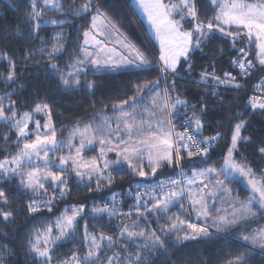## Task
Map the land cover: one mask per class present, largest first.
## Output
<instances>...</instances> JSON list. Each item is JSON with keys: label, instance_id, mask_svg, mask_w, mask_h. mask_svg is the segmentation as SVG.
I'll return each mask as SVG.
<instances>
[{"label": "trees", "instance_id": "obj_1", "mask_svg": "<svg viewBox=\"0 0 264 264\" xmlns=\"http://www.w3.org/2000/svg\"><path fill=\"white\" fill-rule=\"evenodd\" d=\"M255 1L257 0H247L249 3ZM85 2L86 0H59L62 8L58 10L44 8L43 0H38L37 10L44 9L42 20L72 22L61 25L41 23L40 38H34L30 35L32 26L27 19V14L31 11L30 0H0V57L7 54L16 63L15 81L5 82L4 77L8 75L10 68L8 61L0 58V96L4 97L5 114L10 115L15 110L16 119H20L25 112H33L36 104L47 103L51 108V124L56 137L65 139L77 125L84 126L89 123L96 125L101 123L102 117H113L118 113L114 111L113 105L137 97L138 85L159 80V88L163 92V89L175 80V90H170L171 102H175V98L179 96L189 105H195L194 110L198 113L201 107L207 109L202 116L204 127L197 135V139L215 136L217 132L222 134L209 146L207 156L189 158L186 151L181 153L183 159L180 163L186 170V176L192 175L193 170L199 171L208 167L219 169L224 164V157L231 144L233 126L240 120H245L246 124L241 135L250 139L238 142L234 156L238 162L245 163L254 170L256 179H261V174L264 173V154H261L259 149L264 147V112L259 109L253 111L249 106L247 91L264 74V66L259 64L252 44L238 38L233 46V40L230 37L215 32L206 44L201 45L202 51L195 50L190 53L188 60L191 62V71L186 70L188 61L184 58L178 66L179 76L164 74L159 71L161 67L157 47L147 35L140 17L130 3L131 0H93L92 12L83 16H74L71 10ZM97 6L135 48L144 53L151 61V66L147 69L120 68L116 71L108 68L87 67L79 74L81 85L66 88L60 82L59 73L52 70L49 65L54 63L60 72L65 74L70 72V65L81 55V48L86 39L84 32H91V16L95 14ZM196 6L200 21L212 19L217 11V7L212 6L210 0H196ZM232 30L237 29H229V31ZM58 32L63 33L61 38L63 50L48 59L46 53L51 50L52 44L55 43L54 37ZM42 47L45 48L44 53L39 51ZM240 48L249 52L250 60L254 62L252 76L245 80L236 65L231 63L238 58L237 51ZM29 52L34 54L25 60L24 57ZM213 70L220 76H223L225 72L232 73L237 81L243 84V89L234 87L218 89L219 95H212L214 82L200 81V75L204 72L211 73ZM88 82L93 83L92 89L85 87ZM10 101H14V105ZM192 111V108L178 106L172 118L175 132H183L188 127L184 120L186 116H191ZM34 129V124L29 123L28 130L31 132ZM188 130L192 131L191 128ZM5 136H7V142L4 139ZM34 138V135H30L27 139ZM22 143V140L19 144L17 143L16 131L11 127V123L0 121V161L15 155ZM96 150L97 146H94L92 150L85 151V154H95ZM139 162L144 164L146 172L151 171L147 166L146 158L143 161H134V163ZM177 169L179 170V167L175 164L165 165L158 169L154 176L142 179L132 174L126 166L118 168L114 165L105 172V175L111 172L114 177L113 183L109 185L107 181H103L99 189L96 183L97 176H92L91 181L86 178L78 181L75 174L68 173L65 176L68 178L69 191L63 198L59 197V192L56 193L57 199L52 201L51 211L42 207L36 213H29L27 204L38 196L41 200L51 198L54 188L46 185L47 192L39 195L21 188L19 176L8 180L0 179V189L7 197L6 204L0 201V210L12 213L8 220L0 216V264H43V259L30 251L28 241L34 238L37 230L43 232L50 224L54 226V222L65 212V209H68V214L71 215V209L80 205H84V211L81 217L77 218L74 234L55 245L51 244L53 247L50 252L52 257L50 264H61L62 261L70 260L73 253L79 255L85 253L87 249L83 243L85 225L89 233L112 236L116 240V245L109 250L103 247L101 262L107 261L108 257L117 250L121 252L124 261L134 260L138 249L142 252L140 255L145 258V264H229L242 253H251L244 264H264V256L261 253L254 252L238 239L242 230H250L255 225H260V216L226 232L218 233L216 230H211L209 236L176 243L177 233L165 237L161 231V226H167L170 223L169 220L164 218L158 220L156 214L143 217L136 215L135 199L129 194V190L136 191V184L140 183L143 190L139 188L142 191L139 189L138 191H145L141 194L150 206L152 201L146 193L150 192L157 183L174 177ZM209 178L214 180L212 175ZM221 179L224 177L221 176ZM226 186L232 189L230 195L233 199L238 197L240 201H244L251 196V190L239 178H230ZM113 194H116L115 202L112 200ZM224 195L225 192H217V195L213 197L215 202L211 210L212 214H215L218 208L228 206L229 202L224 201ZM113 204L118 214L111 217L107 213L95 214L91 211L93 208L105 205L111 208ZM181 204L183 209L180 207ZM189 204L190 202L185 201V207L184 200H181L171 207L166 215L172 217V220H176L177 216L180 220H186V211L188 214L192 212ZM129 211L133 213L131 216L122 215ZM141 211H143L142 206ZM192 217L194 218L193 215ZM133 222L137 231L156 230V234L165 239L166 250L142 249L126 237H119V229L124 225L133 226ZM183 227L186 228L185 225ZM179 234L184 235V232ZM139 242L141 245L145 244L143 239Z\"/></svg>", "mask_w": 264, "mask_h": 264}, {"label": "snow or ice", "instance_id": "obj_2", "mask_svg": "<svg viewBox=\"0 0 264 264\" xmlns=\"http://www.w3.org/2000/svg\"><path fill=\"white\" fill-rule=\"evenodd\" d=\"M37 2L38 0H30L31 11L27 14V19L32 26L30 34L32 37L40 38L41 23L45 25L48 23L61 25L65 22H72L70 20H42L44 9L42 8L38 11ZM136 3L147 16L148 22L155 30L156 38L159 40V60L163 62L159 71L164 74L179 76L178 64L181 57L188 61L186 70L191 71V62L188 60L190 53L195 50L202 51L201 45L206 44L217 31L226 37H230L233 40V46L240 36H245L249 44L254 41L259 64L264 66V0H257L254 3H249L247 0H210V4L217 7V11L214 17L207 22L199 20L196 0H168L167 3H165V0H136ZM92 5L93 0H86L78 8L72 9V14L74 16H83V14L90 13L93 11ZM43 6L44 8H56L58 10L62 8L59 0H43ZM176 16H179V19H176ZM186 18H191V21L194 22L193 27L189 30H183V24L181 23ZM107 19L106 14L102 13L99 6H97L95 14L91 16V29L98 31L103 36L104 33L101 31V26H105ZM224 26H235L237 31H226ZM17 32H19V29H17ZM62 36L63 33H56L54 37L55 43L52 44L51 50L46 53L48 59L63 50ZM84 36L86 38L84 43L87 45L90 42L87 39L89 31H85ZM93 40L96 47L101 52H105L106 58H99V53L94 54L88 51L87 48L82 47L81 51L85 59H77L76 65H84L85 61H87L97 69L107 67L111 71H116L122 66H134L137 69H147L151 66V61L147 59L144 53L129 43L125 42L123 47L129 51L130 55L117 53V58L113 59L112 54L116 52L114 48H107L103 41L96 40L95 37H93ZM120 42L119 40L117 41V43ZM39 51L44 53L45 48L42 47ZM238 51L242 54V58L239 60L234 59L231 63L239 68L241 75L247 76L254 65L251 60L244 59L247 56L244 48H240ZM33 54L32 52L27 53L24 59H29ZM0 58L7 60L10 68L8 75L4 77L5 82H14L16 79L15 61L8 57L7 54ZM49 67L59 73L60 82L66 88L79 87L81 85V80L79 79L80 68L76 67L74 72L65 74L60 72L58 66L54 63L49 65ZM70 67H75V65ZM200 81L214 82L216 88L213 89L211 94L216 96L219 95L217 88L220 85H232L237 89L242 86L232 73L225 72L223 76H220L215 74V70L211 73H201ZM85 87L92 89L94 85L92 82H88ZM175 87V80H173L163 89V95H161L159 80L138 85L136 87L137 93L143 92L148 88L153 89L151 110L148 107L138 110L137 97H132L130 100L113 105L114 111L119 112L118 116L102 117V123L96 127H93L91 123L85 124L82 128L77 125L73 132L70 133L67 141V147H69L70 151L74 149L76 155L59 158L58 165H56L60 167L59 173L52 171L49 167L44 170L33 168L31 171H23V165L31 162L33 157L42 160L46 166L55 164L50 159L49 153L58 151L63 142L57 140L56 132L52 127L50 106L47 103L35 105L33 112L45 113L48 116V120L43 125L38 120L34 121L35 129L30 132L28 124L32 120L33 112H25L20 119H16L17 112L15 110L10 115H6L3 103L4 97L0 96V121L10 122L11 127L16 131L17 143L19 144L21 140L23 141L15 155L10 159L6 158L0 161V179L8 180L19 176L21 177L19 181L21 188L39 195L47 192L43 181H50L54 187L52 197L47 200H41L38 196L27 204L29 213H36L42 207L51 211L52 201L57 199L56 193L59 192V197L63 198L69 191L68 178L63 175L65 171H73L78 181H82L85 178L91 181L93 174H95L98 177L96 183L97 189H99L103 181H107L109 185L113 183L114 177L111 172H108L107 175H105V172L114 165L118 168L126 166L132 174L142 179H147L150 175L154 176L158 169L165 165L172 166L175 164L179 167L183 159L182 152L186 151V155L189 158L207 156L209 146L222 134L217 132L215 136L204 137L202 140L197 139V135L202 132L204 127L202 116L207 109L206 107H201L198 113L194 110L196 108L195 105H189L186 100L181 99L179 96L175 98L174 103L171 102L170 90L174 91ZM257 87L264 88V81ZM10 103L14 105L15 102L10 101ZM178 106L193 109L191 116L185 117L184 123L188 127L183 132H175V125L172 122ZM249 106L253 111L259 109L264 112V98L250 97ZM127 108H130L131 111L125 110ZM157 117L159 118L157 119ZM113 124H115V127H113ZM245 124V120H240L233 126L231 144L224 157V164L219 169L208 167L199 171L193 170L192 177H187L183 169H181L180 175L182 179L161 181L154 185L150 192L146 193L152 201L150 206L148 201L144 200L141 192L138 191L141 184L137 183L136 191L129 190V194L135 199L136 215L143 217L156 214L158 220L161 218L169 220L170 223L167 226H161V231L165 237L170 236L172 233H177L175 236L176 243L197 240L199 237L210 235L208 226L180 220L178 216L176 220H172V217L166 215L171 207L183 200L185 196H188L189 206L195 211V214L198 217H203L205 222L211 219V226L218 233L226 232L233 226L239 227L242 223H246L257 216H264V173L261 174V179H256L254 170L249 165L238 162L234 156L238 148V142L250 139L241 135ZM189 128L192 129L191 132H189ZM41 129L45 131L41 132ZM30 135H34L35 139H27ZM77 136L80 138L79 147H75L72 144V139ZM4 139L7 142V136ZM93 142H98L101 145L99 157L93 158L91 162H84L80 157V153L86 145H91ZM193 148L196 150L195 152L192 151ZM259 151L264 154V147H261ZM108 152H114L117 159L114 161L106 159ZM145 158L147 159V166L151 169L150 172L144 170L145 166L142 162L134 163V161H143ZM99 159H103L102 167L99 164ZM69 161H71L70 169L66 167ZM210 175H215L216 177V191H211L210 183H205L204 181V178ZM237 175L245 179L246 183L251 187L252 195L244 201H240L238 197L235 198L234 203H238L240 206L238 208L234 207L230 215L211 216L209 198L215 197L217 192H225L229 194V199H232L230 195L232 189L226 186V182L230 178L234 179ZM221 176L224 179H220ZM197 178L203 184V188L194 193L191 186L196 183ZM206 192L207 196L205 195ZM112 200L115 202L116 194H113ZM0 201L7 203V197L2 189H0ZM141 206L143 211H141ZM180 207L183 209V204ZM68 211V209H65V212L54 222L59 235H52L53 225L50 224L43 232L37 230L34 238L28 241L30 251L35 253L36 256L44 258L43 264H50L52 259L50 244L74 234L78 222L77 218L81 217L84 205L73 207L71 215L68 214ZM91 211L95 214L107 213L109 217L118 214L115 204L111 208L105 205L93 208ZM217 212H219V209H217ZM132 214L129 211L122 215L131 216ZM11 215V212L0 210V216L4 220H8ZM134 225L135 222H133V226L124 225L120 228L119 237H126L132 243H136L137 239H143L145 241L144 248L165 249V239L157 235L156 230L146 231L145 229H140L137 231ZM184 225H186V228L183 227ZM180 232H184V235H180ZM239 239L253 248L264 249V227L242 230ZM104 242L109 248L116 245V240L112 236H105L104 234L97 236L89 233L87 225H85L83 243L88 247L87 253L83 256L73 253L70 260L62 261L61 264H93L94 260L100 259ZM124 247L125 249L127 248L126 245ZM249 255L251 253H242L229 264H244ZM106 264H118L117 254L108 257ZM127 264H145V258L137 252L135 262L128 260Z\"/></svg>", "mask_w": 264, "mask_h": 264}, {"label": "rangeland", "instance_id": "obj_3", "mask_svg": "<svg viewBox=\"0 0 264 264\" xmlns=\"http://www.w3.org/2000/svg\"><path fill=\"white\" fill-rule=\"evenodd\" d=\"M168 2V0H165V3H167ZM255 2H257V1H255ZM131 5H132V7H133V9H134V11L138 14V16L140 17V19H141V21H142V23H143V26H144V28H145V31H146V33H147V35L151 38V40L154 42V44H155V46L157 47V50H158V55L160 56V48L158 47V46H160V44H159V40L156 38V35H155V30L151 27V25L149 24V22H148V19H147V16L143 13V11L138 7V5H137V3H136V0H131ZM252 3H254V2H252ZM176 19H179V16H176L175 17ZM202 21H204V22H207L206 20H202ZM182 24H183V30H189V29H191L192 27H193V21H191V18H186L185 19V21H182L181 22ZM107 25H111V26H107ZM225 27V30L226 31H229V29H236V27L235 26H232V27H228V26H224ZM101 31H103V33H104V35L103 36H101L100 34H99V32L98 31H96V30H93V29H91V32L89 33V37L87 38L90 42L86 45H83V47L84 48H87V50L88 51H90V52H93L94 54L95 53H99V58H102V59H104V58H106V54H105V52H101L100 51V49L99 48H97L96 47V45H95V41L93 40V37H95V39L96 40H101V41H103L104 42V45H106V47L107 48H114L115 50H116V52L115 53H113L112 54V58L113 59H116L117 58V53H122V54H124V55H130V53H129V51L127 50V49H125L124 47H123V44L126 42V43H129V44H131V45H133L117 28H116V26L115 25H113L108 19H107V21H105V26H101ZM232 31H237V30H232ZM218 32V31H217ZM239 38H241V39H243V40H246L247 41V38L245 37V36H240ZM121 41L120 43H117V41ZM248 42V41H247ZM252 47H253V51H254V53L256 54L257 53V49H256V46H255V42L253 41L252 43ZM134 46V45H133ZM256 56H257V54H256ZM258 58V57H257ZM77 59H81V60H84L85 59V57H84V55H83V53H82V51H81V55L79 56V58H77ZM184 58L183 57H181L180 58V61H179V64H180V62L183 60ZM259 59V58H258ZM76 62V61H75ZM75 62L73 63V64H71V65H75V67H70V72H74L75 71V68L76 67H78V68H80V73L81 72H83L87 67H94L93 65H91L90 63H88L87 61H85V64L84 65H76L75 64ZM179 64H178V66H179ZM70 65V66H71ZM121 68H126V69H134L135 67L134 66H122ZM120 69V68H119ZM148 89H145V92L143 91V92H140L139 94H138V96H137V101H136V103H137V106H138V110L139 109H143V108H145V107H148L150 110H151V98H152V95H153V89H149L148 91H147ZM159 90H160V94L161 95H163V92H162V90L159 88ZM142 97V98H141ZM174 103V102H173ZM125 110H128V111H131V109L130 108H127V109H125ZM119 115V112L117 113V114H115L113 117H115V116H118ZM39 116L41 117V118H39ZM159 117H157V119H158ZM40 121V123H41V125H43L47 120H48V117H47V115L45 114V113H33L32 114V120L29 122L30 124L32 123V124H34V127H35V123H34V121ZM101 123H102V121H100ZM101 123H97L96 125H93V127H96L97 125H99V124H101ZM81 128L83 127V126H80ZM113 127H115V124H113ZM33 128V127H32ZM73 130L74 129H72L69 133H68V135H67V137L64 139H57L58 141H60V142H63L62 143V146L60 147V149L58 150V151H56V152H54V153H52V152H50L49 153V156H50V159H52L54 162H55V164H53V165H45L43 162H42V160H38L36 157H33V159H32V161L31 162H28V163H25L24 165H23V171H25V172H27V171H31L33 168H38V169H40V170H44L46 167H49V168H51V170L52 171H54V172H57V173H59L60 172V167H58V166H56V165H58V162H59V158L60 157H69V156H75L76 155V153H75V151H74V149L73 150H71L70 151V149H69V147H67V141L69 140V137H70V133H72L73 132ZM45 130L44 129H41V132H44ZM56 138H58V137H56ZM35 139V138H34ZM79 142H80V138L77 136V137H75V138H73L72 139V144L75 146V147H79ZM94 146H97V150H96V153L95 154H92V155H86L85 154V151H87V150H92V148L94 147ZM100 147H101V145L98 143V142H93V144H91V145H86L85 146V148H84V150L80 153V157L82 158V160L84 161V162H91L92 161V159L93 158H98L99 157V153H100ZM117 151H119V149H117ZM114 154V155H113ZM42 155V154H41ZM106 159H108V160H116L117 159V157H116V154L114 153V152H108L107 153V156H106ZM99 164H100V166L102 167V165H103V159H99ZM9 166H11V165H9ZM182 165H181V163H180V166H179V170L177 169V173H176V175L174 176V177H172L171 179H179L180 177H181V175H180V173H181V169H183V172H184V174L186 175V170L183 168V167H181ZM66 167H68L69 169L71 168V161H69V164L66 166ZM75 174L73 171H71V170H68V171H65L64 173H63V175L65 176V174H66V176H67V174ZM93 176H96L95 174H93ZM150 176H152V175H150ZM211 176V175H210ZM210 176H207V177H205L204 178V181H205V183H210V185H211V188H210V190L211 191H214L216 188H215V181H216V177H215V175H212L213 177H214V180L212 181V180H210ZM149 177V176H148ZM147 177V178H148ZM187 177H192V175H190V176H187ZM235 178H239V179H241L242 181H243V183H244V185L248 188V189H250L251 190V187L246 183V181H245V179H243V178H241V177H239L238 175L235 177ZM87 179V178H86ZM100 179H102V178H100ZM170 178H168L167 180H169ZM220 179H221V177H220ZM166 180V181H167ZM44 182V184H45V187H46V185H49V186H51L52 188H54L53 187V185L50 183V181H43ZM192 187V191L195 193V192H198L201 188H203V184H201L200 183V180H199V178H197V181H196V183L194 184V185H192L191 186ZM141 188V187H140ZM142 190H143V188H141ZM140 190V189H139ZM142 190H140V191H142ZM143 192H145V191H143ZM143 192H141V193H143ZM205 195L207 196V192L205 193ZM251 195H252V191H251ZM184 206H185V201H187V202H190L189 201V198H188V196H185L184 197ZM234 200L235 199H229V194L228 193H225V195H224V201L225 202H229L228 203V206H225V207H223L222 209L221 208H218L219 209V212H217L216 211V213L215 214H212L211 213V211H210V215L211 216H213V217H215V216H217V215H230L231 213H232V211H233V208L234 207H236V208H238L240 205L238 204V203H234ZM215 202V200H214V198L213 197H211V198H209V200H208V203H209V207H210V209L212 210V208H213V203ZM186 207V206H185ZM192 209V208H191ZM254 210H256L255 208H254ZM194 212V213H193ZM193 213V214H192ZM192 215L194 216V218L192 217ZM258 217V216H257ZM256 217V218H257ZM256 218H254V219H256ZM186 220L187 221H189V222H191V223H198V224H200L201 226H208V228H209V232L211 231V230H216L214 227H212L211 225H212V220L211 219H208L206 222H205V219L203 218V217H198L196 214H195V211L192 209V212H191V214H188L187 213V211H186ZM250 220H252V219H250ZM259 222H260V225H255V227H253V229H257V228H259V227H264V217L263 216H260V220H259ZM186 226V225H185ZM54 228L52 229V235L53 236H57V235H59V231H58V229L55 227V226H53ZM236 226H233L232 228H235ZM251 230V229H250ZM246 234V233H245ZM96 235V234H95ZM240 235V234H239ZM238 235V236H239ZM98 236V235H97ZM65 239V238H64ZM238 239H239V237H238ZM61 240H63V239H61ZM61 240H58V241H55V243H54V245L57 243V242H59V241H61ZM139 240L140 239H137L136 240V244L138 245V246H140V247H142V249H146V248H144L143 247V245H141V243L139 242ZM240 240V239H239ZM240 242H242L243 244H247L246 242H243V241H241L240 240ZM247 246H249V248H251L254 252H264V249H260L259 247H255V248H253L251 245H249V244H247ZM50 247L52 248L53 246H51V244H50ZM104 248H106V250H109L110 248L107 246V244H106V242H104ZM125 248V247H124ZM140 249V248H139ZM104 250V249H103ZM148 250V249H147ZM87 251H88V247H87V249H86V251H85V253L84 254H82V255H80V256H83V255H85L86 253H87ZM137 252H139L141 255H142V252L141 251H139L138 249H137ZM153 251H151V253H152ZM101 254L102 253H100V256H101ZM114 254H117V256H118V264H127V261H124V258L123 257H121V252L120 251H118L117 250V252L116 253H114ZM113 254V255H114ZM154 254V253H153ZM112 255V256H113ZM135 255H136V252H135ZM39 258H41V259H44V258H42V257H39ZM135 258V257H134ZM100 260V261H99ZM99 260H94L93 261V264H106V261H102L101 262V259H99ZM133 262H135V259L134 260H132Z\"/></svg>", "mask_w": 264, "mask_h": 264}, {"label": "built area", "instance_id": "obj_4", "mask_svg": "<svg viewBox=\"0 0 264 264\" xmlns=\"http://www.w3.org/2000/svg\"><path fill=\"white\" fill-rule=\"evenodd\" d=\"M245 52L247 53V56L244 57V59L245 60H250V53L247 52V51H245ZM237 55H238V58L236 60H239V59L242 58V54L239 51H237ZM252 64L254 65L253 61H252ZM161 66H162V63L160 62V67ZM236 68H237V70L240 73L239 68L237 66H236ZM253 70H254V67H253V69L250 71V73L247 76L241 75L243 77V79L245 80V79H248L249 77H251L252 73H253ZM262 81H264V74L259 78V80L257 82L252 84V86L248 89V91H247L248 98H250V97H261V98H264V88H258L257 87V85L261 84ZM241 85L242 86L240 88L243 89V84L241 83ZM232 87H233L232 85H227V86L220 85V86H218L217 90L218 89H224V88L228 89V88H232ZM214 88H216V86ZM235 89H237V88H235ZM205 146H208V145H205ZM192 151L195 152L196 150L193 148ZM179 179H182V177H180ZM260 253L264 256V252H260Z\"/></svg>", "mask_w": 264, "mask_h": 264}, {"label": "crops", "instance_id": "obj_5", "mask_svg": "<svg viewBox=\"0 0 264 264\" xmlns=\"http://www.w3.org/2000/svg\"><path fill=\"white\" fill-rule=\"evenodd\" d=\"M84 45H85V43H84ZM159 48H160V46H158ZM161 63H163L162 61H160ZM104 68H107V67H104Z\"/></svg>", "mask_w": 264, "mask_h": 264}]
</instances>
